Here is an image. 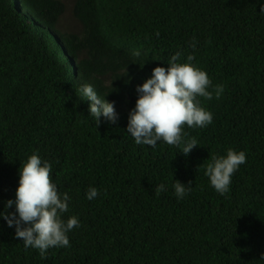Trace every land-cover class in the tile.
Wrapping results in <instances>:
<instances>
[{"label":"trees","instance_id":"trees-1","mask_svg":"<svg viewBox=\"0 0 264 264\" xmlns=\"http://www.w3.org/2000/svg\"><path fill=\"white\" fill-rule=\"evenodd\" d=\"M178 50L224 88L199 98L213 122L185 126L188 155L126 131L136 86ZM83 84L108 93L115 123L96 125ZM229 148L247 161L220 195L204 171ZM33 153L81 226L41 257L0 218V264H264V0H0V210ZM175 179L192 183L182 200Z\"/></svg>","mask_w":264,"mask_h":264},{"label":"clouds","instance_id":"clouds-1","mask_svg":"<svg viewBox=\"0 0 264 264\" xmlns=\"http://www.w3.org/2000/svg\"><path fill=\"white\" fill-rule=\"evenodd\" d=\"M16 4L18 11H26L21 4ZM182 56L178 50L166 62V67L155 66L151 76L136 86L138 95L135 106L128 112L126 131L137 145L155 147L162 141L170 146L182 145L180 152L188 155L199 144L195 138H186L185 126L204 128L213 122V113L201 105L199 98H220L223 85H213L207 72L192 63V55H188L184 62H181ZM76 92L80 99L89 101L88 115L96 125L102 117L113 123L117 121L115 102L105 98L108 93L101 96L91 84L81 85ZM246 161L244 151L229 148L225 155L212 157L204 174L210 186L224 195L230 191L234 173ZM51 173L50 161L38 153L31 154L19 168L15 197L7 199L0 210V218L15 228V236L23 241L24 248L37 249L41 257H45L50 248L70 247L69 233L81 226L76 215L65 219L71 197L58 190ZM172 187L178 200L192 191L191 182L185 184L177 179ZM167 191L164 183L155 188L157 196ZM98 195L95 187H89L86 192L90 201ZM13 206L15 210L9 211Z\"/></svg>","mask_w":264,"mask_h":264},{"label":"rangeland","instance_id":"rangeland-1","mask_svg":"<svg viewBox=\"0 0 264 264\" xmlns=\"http://www.w3.org/2000/svg\"><path fill=\"white\" fill-rule=\"evenodd\" d=\"M66 17H67L68 21L65 20V23H70L71 24L73 21L69 18V14H67Z\"/></svg>","mask_w":264,"mask_h":264}]
</instances>
